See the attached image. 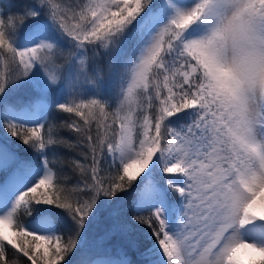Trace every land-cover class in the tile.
Wrapping results in <instances>:
<instances>
[{
  "label": "snow or ice",
  "instance_id": "obj_1",
  "mask_svg": "<svg viewBox=\"0 0 264 264\" xmlns=\"http://www.w3.org/2000/svg\"><path fill=\"white\" fill-rule=\"evenodd\" d=\"M0 264H264V0H0Z\"/></svg>",
  "mask_w": 264,
  "mask_h": 264
}]
</instances>
